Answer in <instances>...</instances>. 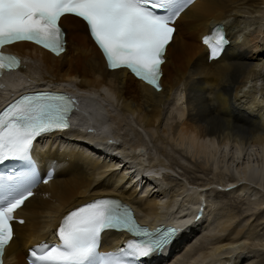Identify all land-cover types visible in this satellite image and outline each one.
Returning <instances> with one entry per match:
<instances>
[{
	"label": "bare ground",
	"instance_id": "bare-ground-1",
	"mask_svg": "<svg viewBox=\"0 0 264 264\" xmlns=\"http://www.w3.org/2000/svg\"><path fill=\"white\" fill-rule=\"evenodd\" d=\"M61 22L67 32V49L58 57L31 43H18L9 47L10 52L24 58V65L20 72L7 74L0 79V85L8 84L11 87L9 92L1 95L0 103L16 90L28 86L54 84L58 90L74 94L81 92L86 98L80 101L73 118L79 120L88 132L66 134L63 139L51 137L48 143L59 145L63 153L51 150L49 155L40 156V163L44 170L56 165V177L41 185L20 210L26 222L24 225L16 224V236L6 250L5 264H27L25 257L28 248L50 236L68 210L106 195L119 196L134 204L144 224L155 226L158 223H175L181 228L180 236L170 248L163 251V256L177 245L181 249L185 243L184 248L179 252L178 249L168 262L160 264H178L184 257L189 258V263L190 258H193L198 264H203L221 254H226L224 264H237L244 259L243 251L235 252L241 246L242 238V231L238 227H233L228 235L217 238L215 244L200 256H196L200 250L193 253L200 246V240L194 237L189 241L190 235L186 233L198 226L195 205H201L199 198V202L192 198L191 202H182L179 207L181 193L173 194L174 199L168 203L154 196L150 182H158V175L153 171L157 169L156 174L163 175L158 170H162L166 164L159 161V164L145 169L140 158L142 154L136 153L146 145L143 138L127 154L136 165L144 167L143 172L136 173L141 178L137 183L126 172L128 168L117 171L119 163L117 157L109 153L112 147L110 143L105 145L104 153L89 150L87 143L92 140L106 142L113 138L110 132L112 124L109 119L105 121L107 118L101 111L106 110L101 106V98L108 100V104L118 110V115L112 118L117 124L125 123L132 127L134 120L144 130L154 133L157 141L176 142L179 144L177 146L183 145L187 151L202 155L210 162H217V152L229 143H234L238 155L250 147H259L264 156V98H260L264 93L260 91V94L258 88V81L264 80V42L262 45L258 42L260 33L264 34V0H196L176 22V33L167 48V60L163 65L161 91L138 80L126 69L108 70L101 51L80 19L67 16ZM216 24H223L231 35L238 31L239 38L220 58L209 62L208 48L202 44L201 38L209 34ZM28 60L40 63L41 73L38 77L34 76L36 68ZM19 74L27 76L29 83L23 86L18 84L16 77ZM71 84L73 87L69 86ZM75 86L82 90L79 91ZM180 104L184 108L181 109L183 113L176 112L180 111ZM175 107L179 118L176 117L178 120L168 125L165 123L166 113H169V109L173 113L171 109ZM108 123L111 125L107 126ZM119 148L122 149L121 146ZM115 154L119 158V154ZM263 167L259 164L247 165L240 176H229L231 183L228 190L238 187L232 193L244 192L249 185H236L239 180L248 184L250 181H263ZM225 170L229 171V168ZM144 174L149 179L141 195L137 188L143 184ZM194 231H191L192 235ZM108 236L110 233L105 235V246L111 245ZM163 256L153 254L148 261H159Z\"/></svg>",
	"mask_w": 264,
	"mask_h": 264
},
{
	"label": "snow or ice",
	"instance_id": "snow-or-ice-1",
	"mask_svg": "<svg viewBox=\"0 0 264 264\" xmlns=\"http://www.w3.org/2000/svg\"><path fill=\"white\" fill-rule=\"evenodd\" d=\"M194 0H0V74L20 67L17 57L6 55L7 45L28 41L56 55L65 50L61 19L79 18L99 47L107 67L129 70L140 80L161 89L162 64L174 39V21ZM215 57L224 37L204 38ZM74 101L66 94L24 95L0 113V162L30 158L34 141L42 134L71 127ZM0 178V264L14 240L13 222L18 209L34 195L37 181L9 182ZM48 183L47 180L41 181ZM23 223V221H19ZM126 231L130 240L119 252L100 256L103 233ZM178 227L155 231L141 227L130 208L117 199L101 198L66 215L57 230L59 244H40L30 252L31 264H128L162 252L180 234Z\"/></svg>",
	"mask_w": 264,
	"mask_h": 264
},
{
	"label": "rangeland",
	"instance_id": "rangeland-1",
	"mask_svg": "<svg viewBox=\"0 0 264 264\" xmlns=\"http://www.w3.org/2000/svg\"><path fill=\"white\" fill-rule=\"evenodd\" d=\"M263 38L264 34L260 33V38H258V42L261 45L264 42ZM28 63L31 64L34 68H36V73L34 76L38 77L41 73L40 63L34 62L32 60H28ZM16 79L17 83L22 86L29 83V78L24 74H19ZM253 83L254 82H252L251 85H253ZM258 84V88L260 87L259 92L263 91L264 93V80L258 81ZM69 86L73 87V84ZM10 88L11 87L8 84H1L0 98L2 94L9 92ZM78 94L80 95L83 102L86 98L84 97L85 94ZM263 96L264 94H262L260 98L263 99ZM87 100L89 99L87 98ZM99 100L102 101V108H106V110L103 109L101 111L105 113V116L109 119L110 123L112 124H107V126L111 125L110 132L112 131V137L120 142V145L114 143L111 144L112 147H110V151L108 150L111 155L113 154L115 157H117V161L119 163V165L117 166L118 172L124 171L126 168H128L126 172L129 176H133L134 180L136 179L137 183V181L141 179L137 177V172H143L144 167L145 169H147L148 166L151 167L152 165L157 163L159 164L162 161L164 164H166V168L163 167L162 170L160 169L158 171H161L159 173L163 172V175L156 174L157 169H155L156 171H153V173L155 175H158V182L155 180H152L150 182L154 196H157L159 199H161L163 203H168L171 201V199H174L173 196L175 195V193H181L182 195H180V197L178 198L179 207L181 206L180 204L191 202L192 198L197 201L199 198L201 205H195L197 206L195 208L196 212L198 211V209L201 210L200 218L197 215V219L199 221L198 226L193 227V229H195V233L193 235L191 232L193 229H189L190 231L186 233L190 235L188 238L189 241H191L194 237L195 240L197 239V237L200 240V244H198L200 246H198V249L193 252L198 253L199 250L201 251H199L196 256H200L201 253H204L205 251L209 250L210 247H212L218 240L217 238H219L220 236L222 237L224 235H228L232 231L233 227H238L239 230L242 231V233L240 234V237L242 238L241 246H238L235 252L243 251L245 253V258L241 259V261H239L237 264H264V179L260 182L250 181V184H248L247 182H241V180L237 181L236 185H249L248 188L241 193H232V191L236 190L238 187H234L233 190H228V186H230L229 183H231V181H229L230 177L232 178L233 175L240 176V173L242 174V170H244L247 165L259 164L263 167L264 156L261 153V149H258L259 147H250L248 150H245L238 155L236 153V147L234 143H229L227 147H221L219 149V152H217V156H215L217 162H210L206 160L204 156L202 157V155H197L196 153L194 154L191 151H187V148L183 145V147L181 145V147L177 146L179 144H177L176 142L175 145L173 142L170 143L169 140L167 141V143L169 142L168 144L166 143V141H164L165 143L161 142L160 140L157 141V138L154 137V133H151V131L144 130L134 120L132 121V127H129L125 123L117 124L112 120V118L116 116V114L118 115V110H115L112 106H110V104H108V100H103L101 98ZM177 107H175L176 109L173 108L175 110H171L175 112L177 110ZM181 109L184 110L183 106H181L180 104V107L178 108V110L180 111L176 112L183 113ZM169 110V113H166L167 118L165 117V123H167L168 125L171 124V121H177L178 119L176 117L179 116L176 112L172 113ZM166 136L168 137V135ZM142 138L145 140L146 145L142 149L137 150L136 153L142 154L140 158L143 162L144 167L141 165H136L133 160H131L127 155L132 152L131 147L136 142L140 141ZM119 146H121L122 149L119 148ZM115 150L119 154V158L117 154H115ZM207 161L209 163H207ZM225 168H229V171H226ZM222 172L226 174V176ZM154 174L151 175L155 176ZM222 181L227 182L223 183ZM218 182L222 185H220ZM145 183L146 181L143 184H140L137 188L138 193H141V195L144 193V190L146 189L145 187L148 186V182L146 184ZM223 193L227 195H223ZM205 217H207L206 220ZM230 223L232 224L230 225ZM191 225L192 224H190L189 227H191ZM183 245L181 249L178 250V252L181 251L182 248H184ZM183 253L184 251L181 252V254ZM233 254L234 252L230 255ZM225 256L226 254H221L219 256L217 255V258L215 257L214 259L215 261L210 259L214 262L208 261V259L203 264H224ZM181 260L178 262V264H188L190 262L188 257L181 258ZM190 260L191 263L189 264H198L197 260L196 262L193 258H190Z\"/></svg>",
	"mask_w": 264,
	"mask_h": 264
}]
</instances>
